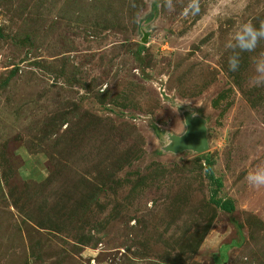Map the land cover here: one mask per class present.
<instances>
[{
  "label": "rangeland",
  "instance_id": "obj_1",
  "mask_svg": "<svg viewBox=\"0 0 264 264\" xmlns=\"http://www.w3.org/2000/svg\"><path fill=\"white\" fill-rule=\"evenodd\" d=\"M186 2L0 0V264H264V88L223 47L264 0Z\"/></svg>",
  "mask_w": 264,
  "mask_h": 264
},
{
  "label": "clouds",
  "instance_id": "obj_2",
  "mask_svg": "<svg viewBox=\"0 0 264 264\" xmlns=\"http://www.w3.org/2000/svg\"><path fill=\"white\" fill-rule=\"evenodd\" d=\"M162 6L169 12L175 11L174 0H163ZM246 3L236 6L232 0H225L218 5L213 15L217 19H229L233 16H242L245 12ZM201 13V0H187L182 9V16L195 17ZM264 42V21L259 24L251 20L242 21L231 32L223 44L229 52L228 70L237 72L241 65V54L250 53L252 56V71L248 79L250 88H264V52H257L261 43ZM247 183L254 188H264V167H257L248 172L245 177Z\"/></svg>",
  "mask_w": 264,
  "mask_h": 264
},
{
  "label": "water",
  "instance_id": "obj_3",
  "mask_svg": "<svg viewBox=\"0 0 264 264\" xmlns=\"http://www.w3.org/2000/svg\"><path fill=\"white\" fill-rule=\"evenodd\" d=\"M187 130L182 136L173 137L174 150L194 149L203 151L207 148L203 119H186Z\"/></svg>",
  "mask_w": 264,
  "mask_h": 264
}]
</instances>
